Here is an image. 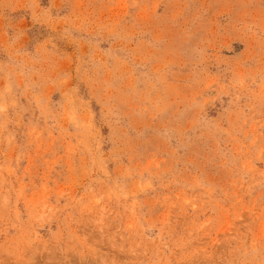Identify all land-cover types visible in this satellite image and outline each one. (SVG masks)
Instances as JSON below:
<instances>
[{
	"label": "rangeland",
	"instance_id": "obj_1",
	"mask_svg": "<svg viewBox=\"0 0 264 264\" xmlns=\"http://www.w3.org/2000/svg\"><path fill=\"white\" fill-rule=\"evenodd\" d=\"M0 264H264V0H0Z\"/></svg>",
	"mask_w": 264,
	"mask_h": 264
}]
</instances>
